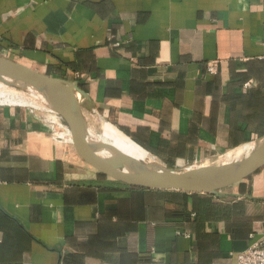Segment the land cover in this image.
<instances>
[{
	"label": "crops",
	"instance_id": "0c3cea01",
	"mask_svg": "<svg viewBox=\"0 0 264 264\" xmlns=\"http://www.w3.org/2000/svg\"><path fill=\"white\" fill-rule=\"evenodd\" d=\"M0 58L80 84L170 169L200 173L264 137V0H0ZM51 123L61 141L0 107V264H237L264 236V167L215 196L130 188Z\"/></svg>",
	"mask_w": 264,
	"mask_h": 264
},
{
	"label": "water",
	"instance_id": "95a60500",
	"mask_svg": "<svg viewBox=\"0 0 264 264\" xmlns=\"http://www.w3.org/2000/svg\"><path fill=\"white\" fill-rule=\"evenodd\" d=\"M0 74L20 81L28 87L44 91L53 105L55 114L67 126L79 157L98 173L124 186L215 196L218 192L241 182L264 167V151H261L239 163L215 168L211 174L203 178L197 177V173L192 171L180 173L160 163H155L156 167L143 165L142 172L126 175L105 159L91 144V137L84 119L72 106L71 97L65 90L77 91L83 99H86L80 84L75 85L64 79L43 76L22 64L4 58H0ZM261 140L264 142V137ZM129 162V160H123L120 166Z\"/></svg>",
	"mask_w": 264,
	"mask_h": 264
},
{
	"label": "bare ground",
	"instance_id": "6f19581e",
	"mask_svg": "<svg viewBox=\"0 0 264 264\" xmlns=\"http://www.w3.org/2000/svg\"><path fill=\"white\" fill-rule=\"evenodd\" d=\"M65 90L71 97L72 106L83 117L90 137L108 158L113 160L119 166L123 160H129V163L121 165L120 167L124 168L131 174L142 172L141 166L143 165L150 167L157 166L155 165L154 159L149 154L130 142L115 128L103 122L95 114L94 109L85 102L77 91L69 89ZM0 107H27L37 111L55 114V110L49 101L47 94L42 90L31 87H12L10 90L0 91ZM94 122L98 124L97 128L93 125ZM261 151H264V142L261 139L232 149L228 156L214 164L212 167L197 173L196 176L200 178L206 177L211 174L215 168L239 163Z\"/></svg>",
	"mask_w": 264,
	"mask_h": 264
},
{
	"label": "built area",
	"instance_id": "2783aa9c",
	"mask_svg": "<svg viewBox=\"0 0 264 264\" xmlns=\"http://www.w3.org/2000/svg\"><path fill=\"white\" fill-rule=\"evenodd\" d=\"M207 73L215 75L217 73L216 62H212L207 66ZM245 89L251 88V83L244 85ZM51 136L54 141H61L58 133L51 131ZM237 264H264V236L254 241L245 251L237 256Z\"/></svg>",
	"mask_w": 264,
	"mask_h": 264
},
{
	"label": "rangeland",
	"instance_id": "374dc122",
	"mask_svg": "<svg viewBox=\"0 0 264 264\" xmlns=\"http://www.w3.org/2000/svg\"><path fill=\"white\" fill-rule=\"evenodd\" d=\"M6 90H10L9 88H6L5 86H0V91H6ZM16 108H20V107H16ZM20 109H23V110H27V111H30L31 113L35 114V115H38L39 118L41 119V121L43 122V124L47 125L50 129V131H53L54 132H58L59 133V130L57 128L54 127V125L51 123V120L55 121V122H59V117L56 115V114H50V113H47V112H42V111H37L35 109H32V108H20ZM59 118V119H58ZM100 118V117H99ZM101 119V118H100ZM60 122L61 124L67 128V126L65 125V123L60 119ZM93 125L97 128L98 127V124L97 123H93ZM71 146H73V149L75 151V153L77 154L75 148H74V145L71 144ZM78 155V154H77ZM79 156V155H78ZM155 163H159L158 161L154 160ZM198 163V162H197ZM196 164V163H195ZM194 164L190 165L189 167H183V168H178L176 169L177 172H180V173H185V172H189L192 168Z\"/></svg>",
	"mask_w": 264,
	"mask_h": 264
}]
</instances>
